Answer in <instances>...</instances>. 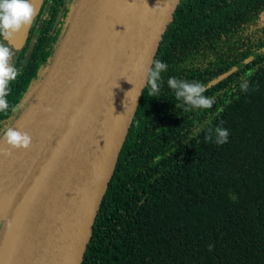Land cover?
Segmentation results:
<instances>
[{
	"label": "trees",
	"instance_id": "obj_1",
	"mask_svg": "<svg viewBox=\"0 0 264 264\" xmlns=\"http://www.w3.org/2000/svg\"><path fill=\"white\" fill-rule=\"evenodd\" d=\"M77 2L44 0L10 84V104L23 107L0 114V138L40 87ZM263 49L264 0H181L155 59L168 65L160 95L146 86L82 264H264ZM169 77L206 85L213 107L176 100ZM217 127L229 132L223 145Z\"/></svg>",
	"mask_w": 264,
	"mask_h": 264
},
{
	"label": "water",
	"instance_id": "obj_2",
	"mask_svg": "<svg viewBox=\"0 0 264 264\" xmlns=\"http://www.w3.org/2000/svg\"><path fill=\"white\" fill-rule=\"evenodd\" d=\"M32 2L31 26L5 40L14 64L44 4ZM80 3L40 87L10 126L28 132L31 147L0 155V264L83 263L148 69L181 0H92L59 65ZM2 137L0 149L8 147Z\"/></svg>",
	"mask_w": 264,
	"mask_h": 264
},
{
	"label": "clouds",
	"instance_id": "obj_3",
	"mask_svg": "<svg viewBox=\"0 0 264 264\" xmlns=\"http://www.w3.org/2000/svg\"><path fill=\"white\" fill-rule=\"evenodd\" d=\"M36 13L37 9L32 0H0V38H2L0 39V114H7L9 111L17 113L23 107V102L10 104L8 100V96L11 93L10 84L17 80L20 75V69L13 63V49L2 41H11L16 34L31 26ZM167 67L166 63L155 60L153 66L148 69V80L146 83L150 88V97H158L160 95L163 83L162 73L167 70ZM167 85L174 91L176 100L182 101L184 105L191 108L210 109L215 103V97L204 95L207 87L200 82H189L169 77ZM247 87L246 82L241 84L242 89L246 90ZM46 110L51 111L52 109L48 108ZM214 135V142L223 145L228 141L229 132L227 129L217 127ZM212 137V130L209 129L205 139L212 140ZM2 140L8 145L7 148L0 149V155L3 156H11L12 150L29 149L32 145V137L28 132L13 127L3 130Z\"/></svg>",
	"mask_w": 264,
	"mask_h": 264
},
{
	"label": "bare ground",
	"instance_id": "obj_4",
	"mask_svg": "<svg viewBox=\"0 0 264 264\" xmlns=\"http://www.w3.org/2000/svg\"><path fill=\"white\" fill-rule=\"evenodd\" d=\"M92 0H81L80 7L78 9V12L76 14V17L74 19L71 32L68 36V39L66 40V43L64 45L63 51L59 56L58 64L62 65L64 64L68 58L70 57L73 49H74V41L76 37L78 36L79 32L82 29V18L84 17L85 13L87 12Z\"/></svg>",
	"mask_w": 264,
	"mask_h": 264
},
{
	"label": "rangeland",
	"instance_id": "obj_5",
	"mask_svg": "<svg viewBox=\"0 0 264 264\" xmlns=\"http://www.w3.org/2000/svg\"><path fill=\"white\" fill-rule=\"evenodd\" d=\"M33 97H34V96H33ZM33 97H32V98H33ZM31 100H32V99H31ZM31 100H30V101H31ZM30 101L28 102V104L30 103ZM28 104H27V106H28ZM27 106H26V107H27ZM25 109H26V108H25ZM25 109H24V110H25Z\"/></svg>",
	"mask_w": 264,
	"mask_h": 264
}]
</instances>
